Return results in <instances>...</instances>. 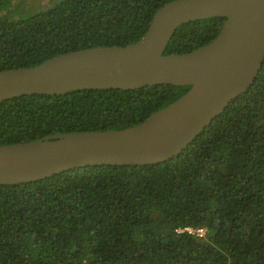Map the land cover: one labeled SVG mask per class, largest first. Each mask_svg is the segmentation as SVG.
Wrapping results in <instances>:
<instances>
[{
  "label": "trees",
  "instance_id": "obj_1",
  "mask_svg": "<svg viewBox=\"0 0 264 264\" xmlns=\"http://www.w3.org/2000/svg\"><path fill=\"white\" fill-rule=\"evenodd\" d=\"M0 71L99 46L135 43L173 0H59L29 16L4 14ZM220 16L180 25L165 53L214 40ZM190 86L26 94L0 103V145L140 124ZM206 229L204 236L176 229ZM0 264H264V63L173 159L89 165L0 184Z\"/></svg>",
  "mask_w": 264,
  "mask_h": 264
},
{
  "label": "water",
  "instance_id": "obj_2",
  "mask_svg": "<svg viewBox=\"0 0 264 264\" xmlns=\"http://www.w3.org/2000/svg\"><path fill=\"white\" fill-rule=\"evenodd\" d=\"M220 16L218 36L191 52L166 54L176 29ZM264 63V0H173L135 43L64 53L32 67L0 71V103L26 94L82 89L188 85L144 122L120 130L78 131L0 145V184L30 183L89 165H147L181 153L236 97Z\"/></svg>",
  "mask_w": 264,
  "mask_h": 264
},
{
  "label": "rangeland",
  "instance_id": "obj_3",
  "mask_svg": "<svg viewBox=\"0 0 264 264\" xmlns=\"http://www.w3.org/2000/svg\"><path fill=\"white\" fill-rule=\"evenodd\" d=\"M59 0H13L10 1L9 9L4 11L5 15L11 17L29 16L54 5Z\"/></svg>",
  "mask_w": 264,
  "mask_h": 264
},
{
  "label": "built area",
  "instance_id": "obj_4",
  "mask_svg": "<svg viewBox=\"0 0 264 264\" xmlns=\"http://www.w3.org/2000/svg\"><path fill=\"white\" fill-rule=\"evenodd\" d=\"M177 232L181 233V232H188V233H191V234H197L198 236H204L205 233H206V229L203 228V227H200V228H193L191 226H187V227H184V228H178L176 229Z\"/></svg>",
  "mask_w": 264,
  "mask_h": 264
}]
</instances>
